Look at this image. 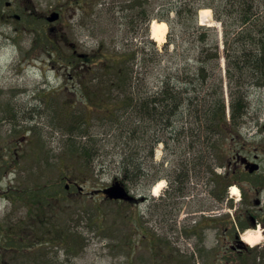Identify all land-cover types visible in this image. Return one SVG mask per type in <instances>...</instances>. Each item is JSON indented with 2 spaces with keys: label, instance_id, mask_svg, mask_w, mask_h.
<instances>
[{
  "label": "rangeland",
  "instance_id": "1",
  "mask_svg": "<svg viewBox=\"0 0 264 264\" xmlns=\"http://www.w3.org/2000/svg\"><path fill=\"white\" fill-rule=\"evenodd\" d=\"M96 2L100 4L94 6ZM102 2L107 8L101 5ZM164 2L0 0V222L4 227L14 229L16 240L23 235L27 242L22 244L25 248L0 250V264H264L261 226L254 229L261 232L258 244L247 245L251 252L235 253L227 247V235L218 224L223 215L224 227L231 225L230 218L240 201L238 196L231 198L227 193L221 201L208 191L205 208L210 216L199 215L200 197L198 200L190 197L193 195L190 187L197 181L200 189V175L199 181L194 174H189L192 179L186 183L182 179L186 184L184 192L183 187L178 186L181 183H176L178 191L182 192L177 191V194L187 197L185 201L190 202L179 219H186V226L176 225L170 232L159 225L163 207L158 201L160 196L152 195L151 189L163 181L161 193L164 192L169 186L168 179L177 181V174L183 172L182 161L194 154L184 148L186 140L183 138V144L177 146L175 153L171 149L166 151L163 141L156 144L154 167L149 169L153 176L151 180L127 184L126 188L135 197L142 198L137 203L108 200L97 194L120 181L122 174L118 165L123 153L136 151L143 158L148 149L147 144L136 145L126 138L132 135L131 125L140 121L134 114H129L128 109L119 112L117 117L116 110L103 111L104 103L99 100L96 104L88 102V95L94 94V89L102 84L100 80L108 77V69L81 61L79 56L95 53L101 41L104 50L110 53L137 50V58L129 63L137 79L143 72L140 63L143 47L146 46V51L154 48L158 53H163L166 47L172 59L155 66L150 64L153 70L147 75L146 82L150 90L160 87L164 66H169L175 73L177 70L183 73L184 67L191 71L197 69L195 60L203 42L196 36L200 30L196 32L184 26L188 22L185 16L175 19L172 30L167 23L164 43L151 39V23L157 21L156 16ZM52 12L59 13V18L50 23L46 18ZM211 20V29L221 34L219 22L212 15ZM199 21L197 15L198 25ZM170 31L175 41L169 44L167 35ZM218 40L220 57L216 72L223 81L227 109L231 99L227 86V60L222 37ZM49 41L55 43V48ZM234 46L227 65L234 78L233 85L238 78L239 82H244L237 90L246 95L245 114L264 121V81L255 84L250 79L252 67L247 56L240 52V42ZM88 65L93 69L92 74L86 73ZM178 82L179 86L188 85L180 79ZM213 83L210 78L204 89H210ZM138 91L137 79L130 94L136 96ZM100 95L109 96L107 92ZM251 123L249 119L243 122L242 138L247 143L248 140L252 142L251 137L257 130L263 131L257 124L258 128L251 127ZM181 125L182 121L178 123ZM166 132L160 130L157 135L166 139L162 136L168 135ZM74 140L75 146L72 145ZM75 147L76 150L81 148L82 156L85 151L90 155L82 159ZM211 159L208 158L209 164ZM222 162L214 159V172H225ZM42 185L56 191L49 203L46 196H38ZM245 186L248 195V185ZM210 188L209 184L208 190ZM35 196L40 200L39 206H30L28 211L27 203ZM162 199L166 200L167 196ZM186 215L190 216L185 218ZM202 217L205 222H200ZM198 224L203 225V231L200 232Z\"/></svg>",
  "mask_w": 264,
  "mask_h": 264
},
{
  "label": "trees",
  "instance_id": "2",
  "mask_svg": "<svg viewBox=\"0 0 264 264\" xmlns=\"http://www.w3.org/2000/svg\"><path fill=\"white\" fill-rule=\"evenodd\" d=\"M164 1L160 7L162 10L156 16L157 21L168 23L170 30H172L175 19L185 16L188 22L184 26L187 29H194L196 32L200 30V33L196 36L203 43L198 47L199 57L195 60V65L199 67L193 71L188 67H184L183 73H180L177 69V73H175L169 66H164L161 68L160 87L150 90L146 85L147 75L153 70L150 64L154 63L155 66L162 62H168V60L172 59V54L167 53L166 47L163 53H158L154 48L146 51V46H144L140 57L143 72L137 78L139 91L134 96L130 94V91L137 79L134 77L129 63H133L137 58V50L110 53L104 50L105 46L101 41L95 53H92V55L84 54V57L81 58V61L92 62L94 66L100 64L101 68L108 69V77L100 80L102 84H99L100 87L94 89V94L90 93L88 95V102L96 104L97 100H99L104 103L102 106L103 111L112 112L116 110L117 117L119 112L128 109L129 114H134L140 120L136 121L135 125H131L130 131L132 135L130 137L126 136V138H129L128 140H131L136 145L147 144L148 152L144 154L143 158L136 151L121 155L118 168L122 174L120 182L125 187L129 183L134 184L138 181L151 180L153 176L150 175L149 169L154 167L152 160L156 144L163 141L164 149L166 151L171 149L175 153L177 146L181 143L183 144V141L186 140L184 148L194 154L193 156L189 155L190 157L188 156L182 161L181 168L183 172L176 176L177 184L181 183L178 186L182 187V179L186 182L190 178L189 174H198V176H201L202 173L209 174L207 178H210V180L208 179L207 185L209 186L210 184L212 188L208 191H210L212 197L222 201L225 199L227 187L232 182V175H229L230 172L228 170L223 174L214 172L212 162L214 159L217 162L223 161L221 163L223 166L225 165V156L234 154L235 151H232L231 148L235 149L236 143L234 142L232 145L229 139L234 138L231 132L238 130L239 118L246 112V95L237 90L239 85L244 82H239L240 78H238L235 80L237 83L234 86V78L230 74L227 65L229 56L235 48V43L240 42L242 46L240 52L247 56L248 63L252 67L249 70L250 79L255 84L263 83L264 0ZM99 4V2H96L94 6ZM101 5L107 8L105 2H102ZM200 9H211L214 20L221 23V41L224 46L225 59L227 60V86L231 98L229 103L230 121L226 118L223 81L220 74L216 72L219 69L220 57L218 33L211 27L197 24V13ZM171 14H173V17H169ZM167 38L169 44L174 43L175 40L171 35V31L168 33ZM244 44L250 45V47H246ZM49 45L55 48L53 41H49ZM56 52L60 53L58 49ZM88 67L87 72H83L92 74L91 65H88ZM74 68L76 67L73 66ZM210 78L213 79L214 83L210 85V89L205 90L204 86ZM178 79L188 85L181 84L182 87L179 86ZM105 83H109V85L105 86ZM97 92H100V94L107 92L109 96L100 97L101 95L97 94ZM180 121L183 122V125L178 126ZM141 128H144V130ZM160 130L168 131L166 132L168 135H162L167 140L157 135ZM137 133H139V136ZM182 138L183 141L181 140ZM221 139L222 142H218ZM72 145L75 146V140ZM80 149L76 150L75 147L76 153H79L81 158L90 155L85 151L82 156ZM73 152L75 153V151ZM96 156H99V154H96ZM209 157L212 158L211 164L208 162ZM87 162L86 164H88ZM45 187L46 185H42L39 195H37L46 196L47 203H49L54 198L56 191L50 187ZM65 190L66 186L63 188V191ZM39 201L37 196L33 197L30 203H27L28 208L30 206L33 207L37 203L39 204ZM38 204L37 206H39ZM30 210L31 208L28 209V211ZM19 236L20 239L16 240L14 229L4 227L0 222V250L10 251L25 248L22 244L27 242L23 235Z\"/></svg>",
  "mask_w": 264,
  "mask_h": 264
},
{
  "label": "flooded vegetation",
  "instance_id": "3",
  "mask_svg": "<svg viewBox=\"0 0 264 264\" xmlns=\"http://www.w3.org/2000/svg\"><path fill=\"white\" fill-rule=\"evenodd\" d=\"M264 117V116H263ZM241 128L237 131L231 132L234 138L229 139L230 143L235 142L236 147L231 148L235 151L233 155L225 156V169L232 175L233 185L240 191V198L238 200V206L235 207V213L231 220V225L224 227L225 220L223 215H220L218 224L223 226L224 235L226 234L227 247L235 253L251 252L246 244L243 242V234L247 230L255 228L257 225L262 227L264 233V121L260 118L256 119L255 115L244 114L240 118ZM247 119L251 120L249 124L251 127L256 124L263 129V131L257 130V133L251 137L252 142L248 140V143L242 138L243 122ZM260 120L262 123L258 122ZM258 126H256L258 128ZM225 171V172H226ZM228 174V173H227ZM196 180L199 181L198 174H195ZM168 179V178H167ZM192 178H189L190 181ZM187 180V181H188ZM186 181V182H187ZM201 187L195 181V184L190 187L193 199L197 197L201 201L200 215L207 218L209 215L205 210V196L208 192V179L201 174ZM167 182V181H166ZM169 186L167 189L160 193L159 202H161L163 211L161 216V222H158L162 228L167 227L168 231L173 232L176 225L184 224L186 226L187 220L179 221L182 218L184 210H187L190 202H186L184 196H179L177 193L184 192L186 184H183L182 192L178 191L176 181L174 178L168 179ZM185 182V183H186ZM193 183V182H191ZM190 183H188L189 186ZM248 185V195L246 194V186ZM178 191V192H177ZM193 191V192H192ZM167 199H162L166 197ZM161 214V213H160ZM190 215H186L188 218ZM212 216V215H211ZM215 215H213L214 217ZM219 216V215H217ZM202 217L200 222H205V218ZM189 220V219H188ZM207 221V219H206ZM205 225V224H204ZM200 232L203 231V225H197ZM231 229L229 232L228 230ZM228 232V234H227Z\"/></svg>",
  "mask_w": 264,
  "mask_h": 264
},
{
  "label": "bare ground",
  "instance_id": "4",
  "mask_svg": "<svg viewBox=\"0 0 264 264\" xmlns=\"http://www.w3.org/2000/svg\"><path fill=\"white\" fill-rule=\"evenodd\" d=\"M211 15L212 14L209 9L200 10L199 12L200 23L211 25L210 24V22H212ZM167 30H168V27L165 22L152 21L151 26H150L151 39L158 42L159 44L164 43ZM163 187H164L163 181L156 183L155 185H153L151 189V194L154 196H157ZM232 194L234 196H237L238 195L237 189L235 192L232 190ZM248 233L243 235L242 237L243 241L250 246L257 245L258 240L260 239V236H261L260 230L257 229V230H254L253 232L251 231V233L249 234Z\"/></svg>",
  "mask_w": 264,
  "mask_h": 264
},
{
  "label": "water",
  "instance_id": "5",
  "mask_svg": "<svg viewBox=\"0 0 264 264\" xmlns=\"http://www.w3.org/2000/svg\"><path fill=\"white\" fill-rule=\"evenodd\" d=\"M18 19V16H16ZM59 18V14L57 12H52L46 20L48 22H54ZM52 30V28H51ZM79 57H84L83 55H80ZM101 192L105 195V198L110 200H122L126 202H134L136 201V198L129 194L122 183L115 181L113 182L109 187L101 190Z\"/></svg>",
  "mask_w": 264,
  "mask_h": 264
},
{
  "label": "snow or ice",
  "instance_id": "6",
  "mask_svg": "<svg viewBox=\"0 0 264 264\" xmlns=\"http://www.w3.org/2000/svg\"><path fill=\"white\" fill-rule=\"evenodd\" d=\"M233 191L235 192V191H236V189H233Z\"/></svg>",
  "mask_w": 264,
  "mask_h": 264
}]
</instances>
